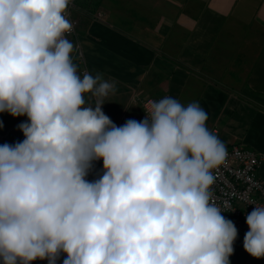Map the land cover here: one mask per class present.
Returning <instances> with one entry per match:
<instances>
[{"label":"clouds","instance_id":"9594fccd","mask_svg":"<svg viewBox=\"0 0 264 264\" xmlns=\"http://www.w3.org/2000/svg\"><path fill=\"white\" fill-rule=\"evenodd\" d=\"M68 3L0 0V112L27 117L24 139L0 145V260L231 264L237 229L210 193L226 149L206 112L164 96L113 123L101 105L114 82L72 61ZM245 222L244 250L264 257V206Z\"/></svg>","mask_w":264,"mask_h":264},{"label":"crops","instance_id":"0c3cea01","mask_svg":"<svg viewBox=\"0 0 264 264\" xmlns=\"http://www.w3.org/2000/svg\"><path fill=\"white\" fill-rule=\"evenodd\" d=\"M70 2V15L77 20L68 38L72 61L81 77L100 74L114 82L101 105L113 123L118 126L123 113L140 114L143 99L171 96L187 105L194 101L186 93L193 91L207 114V128L224 145L261 154L258 175L264 180V0ZM84 99L87 104L96 98L85 93ZM25 121L26 116L0 112V145L19 142L17 125ZM100 175L102 159L93 162L85 178ZM237 245L231 264H264V257L244 250L242 240ZM65 256L61 253L56 264Z\"/></svg>","mask_w":264,"mask_h":264},{"label":"built area","instance_id":"2783aa9c","mask_svg":"<svg viewBox=\"0 0 264 264\" xmlns=\"http://www.w3.org/2000/svg\"><path fill=\"white\" fill-rule=\"evenodd\" d=\"M72 3L69 2L65 15L72 25L71 30L66 32L68 39L74 34L77 27V20L70 15ZM76 54L81 57L80 46H75ZM82 70L81 73H84ZM164 97V96H163ZM146 98L141 100L140 114L123 113L119 119L118 126L124 124L128 119L140 121L145 118L143 106L149 100L158 101L163 98ZM24 139L23 133L18 136V141ZM226 155L224 160L212 171L214 182L210 186L211 202L221 207V215L231 220L236 229L237 235L244 237L248 231L245 222L247 213H250L255 206H264V180L258 175V169L262 162V156L258 152L237 144L224 145Z\"/></svg>","mask_w":264,"mask_h":264},{"label":"rangeland","instance_id":"374dc122","mask_svg":"<svg viewBox=\"0 0 264 264\" xmlns=\"http://www.w3.org/2000/svg\"><path fill=\"white\" fill-rule=\"evenodd\" d=\"M70 1H73V3H75V1H77V0H69V2H70ZM186 90H188V89L186 88ZM186 90H185V91H186ZM186 96L192 98L193 101L198 102V101L196 100L197 98H199V96H198L197 93L195 94V93L192 91V96H189V94H188V92H187V93H186ZM189 100H190V99H189ZM189 100H187V102H189ZM178 101L180 102V100H178ZM183 105H184V104H183ZM185 105H186V104H185ZM241 240L243 241V238H241L240 236L237 235L236 239H235L234 242H233V249H234V251H233L232 254H236V253H237L236 249L239 248V246H238L237 244H238V243L241 244ZM236 241H237V242H236Z\"/></svg>","mask_w":264,"mask_h":264}]
</instances>
